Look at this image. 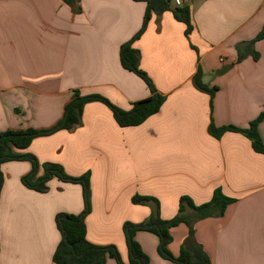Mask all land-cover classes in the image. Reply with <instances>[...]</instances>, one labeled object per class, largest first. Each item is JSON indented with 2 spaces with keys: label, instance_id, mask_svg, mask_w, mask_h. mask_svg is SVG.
<instances>
[{
  "label": "crops",
  "instance_id": "crops-1",
  "mask_svg": "<svg viewBox=\"0 0 264 264\" xmlns=\"http://www.w3.org/2000/svg\"><path fill=\"white\" fill-rule=\"evenodd\" d=\"M184 5L194 26L189 36L168 11L153 16L134 42L142 71L165 97L157 114L122 128L107 104L89 103L79 127L39 137L24 154L41 165L59 164L69 176L90 175L87 239L115 246L125 264V225L147 222L157 208L135 204V196L156 199L161 217L171 220L182 197L200 206L217 189L235 201L224 216L196 223L198 241L213 264H264V155L242 132L211 133L212 126L247 130L264 111V39L253 47L257 60L249 55L238 62V47L264 28V0ZM147 6L79 0L75 11L65 0H0V132L54 127L76 91L123 111L150 98L147 83L121 62V48L142 30ZM199 69L214 96L195 86ZM259 134L264 144V121ZM2 171L0 264H56L62 240L56 217L83 213V187L53 178L46 193L30 189L23 183L32 171L28 160L6 162ZM44 174L41 169L38 177ZM188 233L185 224L173 230L174 257ZM136 240L151 264H171L159 255L158 236L140 231Z\"/></svg>",
  "mask_w": 264,
  "mask_h": 264
},
{
  "label": "trees",
  "instance_id": "trees-1",
  "mask_svg": "<svg viewBox=\"0 0 264 264\" xmlns=\"http://www.w3.org/2000/svg\"><path fill=\"white\" fill-rule=\"evenodd\" d=\"M79 0H65L75 8ZM147 2V12L144 26L136 37L121 48L122 66L140 76L149 86L152 96L146 100L133 104L130 111H123L112 105L106 98L99 95L82 96L76 91L72 101L66 106L63 118L52 128L46 130L27 129L19 131L0 132V198L5 176L2 165L6 162L17 160H28L32 163L31 173L23 179V183L39 193L48 191V183L53 178L62 182L80 184L83 187L85 208L82 214L72 215L60 213L56 217V223L62 240L54 254L53 260L56 264H107L109 258L115 259L118 264L123 263L121 256L115 246H97L87 239L86 217L92 210V190L90 175L81 177L69 176L59 164L41 165L35 156L24 154L33 141L39 137L51 136L60 131H72L82 124L84 110L87 104L102 102L107 104L113 111L118 124L122 128L136 127L145 123L150 117L157 114L164 102L165 97L158 94L149 76L140 67V52L134 47L147 28L153 16H162L171 11L175 19L186 25V35L189 36L193 29L191 8L189 5L175 6V0H141ZM264 39V28L257 37L248 42L245 47H238V62L243 61L247 56L252 55L256 60L259 54L255 52L254 45ZM195 86L204 92L214 96L216 88H211L204 82V72L199 69L194 77ZM264 121L263 113L251 123L247 130H240L233 126L216 129L211 127V133L221 137L226 132H242L251 140L254 150L264 155V144L259 134V125ZM44 171L42 177H38L40 170ZM234 199L226 196L221 189H217L210 202L203 205H196L189 197H182L179 203L178 214L171 220H164L159 211V202L156 199L135 196V204L155 203L157 208L151 218L140 225L127 223L124 227L127 246L129 250L128 264H151L149 256L143 251L141 245L135 240V235L140 231L150 232L158 236L160 244L159 255L171 262V264H213L210 256L196 236L195 225L201 220L216 216H224L228 207L234 203ZM185 224L189 228L187 238L184 240L178 257H174L169 247L173 242V230Z\"/></svg>",
  "mask_w": 264,
  "mask_h": 264
},
{
  "label": "built area",
  "instance_id": "built-area-1",
  "mask_svg": "<svg viewBox=\"0 0 264 264\" xmlns=\"http://www.w3.org/2000/svg\"><path fill=\"white\" fill-rule=\"evenodd\" d=\"M191 0H175L174 3L176 6H183L184 4L190 2Z\"/></svg>",
  "mask_w": 264,
  "mask_h": 264
},
{
  "label": "water",
  "instance_id": "water-1",
  "mask_svg": "<svg viewBox=\"0 0 264 264\" xmlns=\"http://www.w3.org/2000/svg\"><path fill=\"white\" fill-rule=\"evenodd\" d=\"M227 70H229V68L226 66V67L222 68L221 70H218V71L216 72V74H217V75H223L224 73L227 72Z\"/></svg>",
  "mask_w": 264,
  "mask_h": 264
},
{
  "label": "rangeland",
  "instance_id": "rangeland-1",
  "mask_svg": "<svg viewBox=\"0 0 264 264\" xmlns=\"http://www.w3.org/2000/svg\"><path fill=\"white\" fill-rule=\"evenodd\" d=\"M72 177H75V176H72ZM73 184V183H72ZM92 211V210H91ZM125 233V232H124ZM136 236H137V234L135 235V240H136ZM125 238H126V236H125ZM137 241V240H136ZM150 258V257H149ZM150 261H151V259H150Z\"/></svg>",
  "mask_w": 264,
  "mask_h": 264
}]
</instances>
